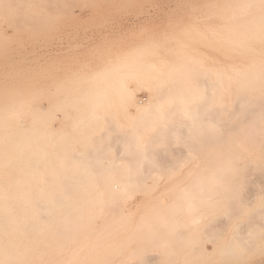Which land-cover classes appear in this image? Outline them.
I'll list each match as a JSON object with an SVG mask.
<instances>
[{"label": "rangeland", "instance_id": "obj_1", "mask_svg": "<svg viewBox=\"0 0 264 264\" xmlns=\"http://www.w3.org/2000/svg\"><path fill=\"white\" fill-rule=\"evenodd\" d=\"M9 2L10 0H0V107L2 108V110L0 108V111H4L8 115L3 119V123L12 125L16 123L20 113H24L22 114L23 116L21 115L20 117L24 119V123L22 124L23 131L27 128L25 131L26 133L24 132V136L26 137H24V142L26 146V142L30 137L29 129L31 127L27 119L32 122L36 118L34 120L36 124L34 123V125L37 126V130L40 129V131H36L38 134L36 133L37 138L35 145L31 147L32 149L35 148V150L37 144L39 145V143H42L41 145H43V142L46 141L44 131L46 133L47 129H53V132L58 133H55L56 138L58 137L57 139L60 138L59 134H61V130H66L65 132L61 131L62 134L70 133L68 135L71 136L73 132L75 133L80 132L81 129H88V134H92V139H99L98 141L106 143L104 153L94 155L95 158L92 156L94 160H96L95 163L102 160L101 162H103V164L110 167L109 164H107L110 162V158L106 157L108 155L110 157H112L111 155H121V157L117 156L119 157L116 158L117 163L125 164V166L135 165L136 163L135 166L140 169L133 167V171L140 177L142 173L144 174L143 177H147V179L142 178L140 181L143 183L145 179L146 187L143 185L144 183L141 184L139 182L140 178L138 176V183L135 187L136 189L138 188V190H134L129 195L125 194L120 197L121 199L118 198L114 202L108 199L104 200L102 204H107L106 207L101 206L98 209L95 208L92 212L93 215L99 213L97 219H90L88 217V210L85 209L84 218H81V220L77 219V224H75V227H72L74 229L70 231L72 232L71 234L62 236V239L57 242L54 239L55 236H51L50 246L51 249L55 251L49 259L51 262L48 264H113L114 262L121 263V261L127 263L129 260L143 264L145 254L155 253L160 255L158 259L161 262H158L159 264H186L188 258L184 253L187 252L188 249V247L186 248L185 242L187 236H176L173 242L172 237L165 236L168 240L163 241L170 244L169 247H172L171 245L175 246L172 248L175 252L172 251V253H179L174 257L171 255L169 258V256L167 257L166 255L167 252L165 254V251H163L167 249L165 247L167 244L161 242L162 240L155 239L157 234L159 235L156 229L159 228L160 231L163 227L167 228L165 227L166 225L169 228L170 224L168 223V219L172 220V216L174 219L178 215V220L187 222V213L184 212V209L172 215L173 212L170 214L167 208L175 201L183 202V200L179 199L177 196V190H196L199 186L195 185L196 188L195 186L192 187L191 182L193 183L194 180L195 182L200 180L203 181L208 175L214 176V173L215 180H212L214 182L217 180L215 182L217 183L215 184V194H217V196L214 195L215 199L217 198V202L215 200L212 206L208 208L207 212H210V215L207 218L204 213L206 211H202L201 223H213L214 220H218V218V221H220L222 212H228L226 209L230 203H233V206H242L240 210L241 213L238 211L235 215V212H233V215L228 216L229 218L231 217L230 220L228 217L225 218V213L224 217L221 219L229 220L226 228L228 230L223 233V236L229 237L230 239L232 230L233 232L235 231L233 227L235 222H241L242 220L246 221L248 218L246 216L252 213V210L255 211L254 209L256 208L264 207V181L262 180L263 182L259 183L261 179H264V173L262 172V167L264 166V114H262L263 116L261 115V113L264 112L260 114L259 112L257 113L259 119L257 118L254 120L250 118V122L243 121L242 123V121H239L235 123V127H232L233 131H231L230 126L229 130L231 132L227 130L228 135H226L225 139L221 136L222 126L219 125L222 117H220V120L217 114L218 108L220 111L221 107L223 108L225 104H229L227 106L229 111L235 110L232 105L235 100V93L238 92L237 86L246 80L248 72H251L254 67H258V70L262 71L264 74V24H262L264 21V0H64L60 2L58 6L53 7L52 11L48 12V16L40 9L39 5L41 3L36 4L33 0H14V2L12 0L10 3ZM247 2L249 4H247ZM240 3H245L246 5L243 4L240 6ZM19 6H32L36 11L31 14L30 20L39 21L47 16L49 24L43 27L39 32H34L30 28L17 29L15 24L18 22V18L21 14L19 15V12L15 10H13V14L15 15H8V13H11L12 8H19ZM258 30H260V33ZM200 72L203 73V75L200 74ZM239 72L243 73V75L240 74V76ZM199 74L200 79H202L200 81H203L204 78L207 81L213 82V84L215 83L213 88L208 92L209 95L212 92V107L215 108L216 112L214 113L215 124L213 125L208 123L209 120L206 111H209V105L208 101L206 103L207 97L203 98L205 93L201 92V89L196 86L199 82L197 81L199 80ZM224 81L228 85H222ZM174 83H178L179 86H174ZM231 83H234L233 86ZM253 84L255 83L252 81V85ZM79 85H84L89 88L93 85H101L102 89H98L96 92L90 89L75 90ZM29 86L34 88L28 89ZM179 87L182 89H178ZM227 87L228 90L226 89ZM262 90L264 91L263 84L256 93L259 94ZM175 94H178V96ZM183 95L184 97H181ZM60 96L66 99V102L62 105L59 104L60 106L58 105L57 107L61 109L56 107L57 111H55L56 109L52 102L55 101L56 97L57 101H61ZM135 98L143 100L144 102H149V104L146 103V107H149V110H146L149 111V113H153L155 109V112L150 115L145 111V116H141L142 118L137 117L140 115V112L136 105L133 104ZM81 99L85 100L82 101ZM89 99H93L90 101H95L96 99L101 100L103 105L100 107V110L104 111V117L101 118L98 123H92L84 127V118L81 122L77 119H80L81 115L79 114L84 112L83 110L87 106ZM24 100L27 102H24ZM79 100H81V102ZM32 102L36 106L33 104V107ZM193 102H197L196 105H199V111L201 110L206 114L201 115V111L199 112L197 108L192 107ZM14 103H16V106ZM18 103L22 104L18 105ZM49 103L50 107L47 108ZM251 104L252 101L251 103L249 102L248 106L252 107L255 103ZM205 105L207 108H205ZM45 106H47L46 108L49 109V112L48 110L46 111ZM20 107L26 110H30V108H32L31 110L35 109L36 111L33 110V115H36L35 112L38 111L37 115L35 117L32 115L33 119L29 116V113H32V111L30 112L27 110L25 112L23 109L22 112ZM151 109L152 111H150ZM160 109L166 110L167 112L170 109L172 111L173 109L176 112L178 111V116L175 112L176 118L172 117L175 120L169 119L170 121L172 120L171 123L168 120L167 124L165 123L166 120H164V125L161 123L162 127H160H164V129H166L165 132L169 130L172 132V127H170L169 124L174 126L175 122V124L181 126L176 125L182 130V132H180V130L174 126L175 129L173 128L172 133L174 134L176 133L174 131L178 130L181 134L177 131L176 134H172L173 138H171L165 137L171 135L169 132L168 134L164 133L163 140L165 139V144L163 143L164 141L161 140L164 144V149L168 151L167 154L170 152L168 155H163L167 157L170 156L168 157L170 162L167 161L168 159L166 157L162 156L159 160L158 154H153V156L155 155L153 161L149 158L147 160L145 159V154L147 153L148 155V151L146 150L147 152L144 155H141L142 153L140 151V147L142 148L145 146L146 140L152 138L153 126H157V122H155L156 120L154 118L163 119L162 117L165 116L164 119H167V117L170 116L169 114H171L169 112V114L156 113ZM227 111L226 117L232 114V111L228 114ZM43 112H47V116L46 114L44 115ZM26 114L28 115L26 116ZM88 114L86 110L84 117L87 118ZM173 114L174 111L171 116ZM197 114L200 115L198 116ZM221 114L222 113H220V115ZM43 115L44 117L41 118ZM152 116L154 117L152 118ZM173 116L175 117V115ZM197 116L199 119L202 117L205 119H202L204 124ZM44 120L48 121L45 122ZM38 122L40 124H38ZM43 122L46 124H42ZM257 123L259 125H257ZM200 124H202V126ZM209 124H211V126ZM165 125H167V127ZM190 125L191 129L193 126L192 130L195 133L189 130ZM203 125L205 128H203ZM261 125L263 127L262 129L259 128ZM43 126L47 128H45L46 130L44 129V131H42L44 128ZM186 126L189 127L187 128ZM62 127L63 129H61ZM71 127H74L73 130L75 131L71 130ZM184 128L185 130L183 132ZM208 128H213L215 130L210 131L211 129L208 130ZM90 129L94 131V134ZM126 130L133 132V135L128 137L129 133ZM112 131L114 135L116 133L117 136L120 133H123L125 136V133H127V136H125L126 139H123L133 141L132 149L137 152H133L132 158L135 159V157L137 158V156L141 155L139 156L140 159L139 157L137 158L139 162L136 161L134 164H130L135 160L132 158L129 159L130 161L128 159L126 160V157L124 158L123 156L127 155L122 154L118 149L120 145H111L114 144V141L117 142L123 135L122 134L120 137L114 136L113 133H111ZM187 131L191 134H187ZM249 131L254 134H250ZM118 132L120 133L118 134ZM109 134L111 135L109 136ZM179 134L182 135V137L178 136ZM209 134L211 136H209ZM188 135L191 136L189 137ZM99 136L102 139H100ZM111 136L114 139L117 138L114 140ZM159 136L160 138L155 136L154 139L159 138V141L161 135ZM212 136L215 137L212 138ZM174 137L176 139H180L181 137V139H177L176 141ZM207 139H209V141ZM156 141L154 140V143H156ZM73 142L77 150L82 153L85 151L86 145L82 143V140L78 141L75 138ZM137 142H140L139 144L141 146ZM203 142L206 143L204 144ZM118 143H120V141ZM25 146L24 148H26ZM44 146H46L48 152L52 155L54 146L51 143L48 145L45 144ZM104 147L105 145L102 146V148ZM152 147H154L152 148L153 150H156L155 145ZM102 148L101 150L103 152ZM160 148L163 149V147ZM173 148L177 149L179 152L177 153V150L174 152ZM106 149L110 151H108V155L106 154ZM14 151H16V149H14ZM156 151H158V149ZM136 153L137 155H134ZM103 154H106V156ZM11 155L8 153L7 156ZM100 155H102L101 158H104H99ZM92 157L88 160V164L90 165V169L92 171L94 170V174H98L96 176L97 180L100 177L101 179L104 178L102 179V181H104L106 179L105 177L108 175L117 177L116 173L120 175L118 173H121V171L119 172L117 168L110 167V169H108L106 166L105 170L103 166L101 167V162L98 163V165L100 164V168L96 165L97 163L94 165ZM164 158L166 159V163L163 161ZM225 160L226 162H224ZM90 161L93 164H91ZM83 162L87 163L86 159H83ZM1 163V165H4L6 162L1 161ZM163 163L167 164V167ZM41 164H39V170L40 174H43L44 172L43 169H41ZM138 165H141V167ZM163 165L165 167H162ZM223 165H226L227 169ZM94 166L97 167H95L97 170L94 169ZM142 166L147 167L143 170ZM260 168H262V171ZM9 169L10 168L7 169L8 171L6 169L1 171L0 169V172L13 174L14 172L20 173L23 171ZM220 169L223 170L220 172ZM27 170L28 171H26L25 168L22 173L30 172V169ZM216 171L220 173L217 174ZM104 173L106 176H102ZM221 174H223V178ZM137 175L135 174V176ZM54 177L51 179L53 182L56 181ZM216 177L220 180L224 179L226 182L223 192L220 189L221 186H219L222 181L220 182ZM43 178L44 177L41 179L40 177L42 180L41 187L43 186L41 189L45 190L46 187L43 185L45 178ZM15 179L23 180V178ZM86 179L88 180V177H85V180ZM101 179L99 180L101 181ZM134 179L136 180V177ZM0 180L9 182L13 180V177L11 178V176L6 175L0 177ZM47 180L49 182L51 181L49 175ZM139 183L141 184L140 187L142 186L144 188L140 189V187H138ZM223 183L221 185H224ZM259 186H261L262 189H260ZM96 189H98V187ZM217 191L219 192L217 193ZM231 193H233V195ZM224 194H226V198ZM202 195L203 194H200L201 197H199V195L196 197L202 198ZM248 197H250V199ZM240 198L243 204H240ZM245 199L252 201L249 202ZM244 200L248 203H245ZM163 202L168 207H166ZM87 205H89V203ZM169 208L172 210V207ZM261 211L263 212L264 208ZM261 211H258V213ZM153 213L155 216H160V218L165 216L163 219H165L168 224L164 225L163 223H165V221L163 223L161 222L162 225L160 228V225H157L160 221L157 223L154 222L155 219L157 221V219L159 220L160 218H157V216L155 218ZM237 213H239V215ZM230 214H232V212ZM147 217H149L150 221L147 219L149 222L145 224L142 219H146ZM260 218L264 220V215L263 217L260 215ZM216 221L214 223H216ZM150 222L152 225H148ZM263 224L260 223V226ZM183 225L184 224H182V227L180 226L179 229H183ZM139 226L141 229L143 228L142 226L148 229H151L153 226L152 230L156 231H154L155 233L148 232V229L145 227V229L143 228L140 230ZM149 226L151 227L149 228ZM154 226H156V228ZM260 226H258V228ZM111 227L117 231L110 233L108 230L111 229ZM136 227L139 228V233ZM68 228L71 229V226ZM132 230H134V232L131 233ZM146 231L147 235L145 233ZM148 233L154 234L150 237ZM181 233H183V230ZM202 234L201 236L198 235V233L195 234L197 238H195L194 241H196L194 244L192 242L194 246L196 245L194 259L192 262L188 261L187 264H256L261 261L264 262V238L259 239L254 248L252 247L248 250L240 249V251L233 253V255L232 251H229L231 254L229 255L228 253V255L224 257L218 250L212 251L215 245H220L221 241L217 240H221V236L213 232H211L209 236L208 233ZM129 235H132L131 238H129L131 241H126L127 239H125V237ZM142 235H144L146 239ZM65 238L67 239L64 240ZM152 238H154V240H152ZM181 239L183 243H181ZM123 241L128 242L127 245L126 242ZM149 246L151 249H149ZM204 247L211 250L210 255H204L202 252ZM129 248L132 251H130ZM138 250H145L147 253L144 251L139 252ZM134 251L135 254H133ZM130 252L132 253L130 254ZM137 253H139V255ZM140 255L142 256L140 257ZM142 258L143 260H141ZM45 259L46 258H43L42 260L45 261ZM135 259L138 262H136Z\"/></svg>", "mask_w": 264, "mask_h": 264}, {"label": "bare ground", "instance_id": "obj_2", "mask_svg": "<svg viewBox=\"0 0 264 264\" xmlns=\"http://www.w3.org/2000/svg\"><path fill=\"white\" fill-rule=\"evenodd\" d=\"M9 1V0H8ZM12 0H10V2H11ZM34 2H36V4H38V3H41L39 6H40V9L45 13V15H47L48 16V12H50V11H52V9H53V7H55V6H58V4L60 3V2H62V1H64V0H33ZM38 1H40V2H38ZM9 2V3H10ZM13 2H14V0H13ZM32 4H33V2H32ZM243 4H245V3H243ZM243 4H239L240 6L241 5H243ZM247 4H249L248 2H247ZM8 5V4H7ZM246 5V4H245ZM249 6V5H248ZM58 8V7H57ZM253 8V7H252ZM5 9L7 10V8L5 7ZM10 10V9H9ZM13 10H15V11H18L19 12V15L21 14V16L18 18V22L15 24V27L17 28V29H26V28H30V29H32V31H34V32H39L41 29H43V27H45V26H47L48 24H49V19H48V17L47 16H45V17H43V19L42 20H39V21H31L30 20V16H31V14L33 13V12H35L36 10L32 7V6H28V7H20L19 6V8H12V10H11V13L9 12L8 13V15L9 14H13ZM246 10V9H245ZM8 11V10H7ZM56 12V11H55ZM236 12V11H235ZM243 12V11H242ZM234 14V13H233ZM13 15H15V14H13ZM232 15V14H231ZM18 16V15H17ZM264 16V15H263ZM262 16V17H263ZM239 17V16H238ZM258 17V16H257ZM237 18V17H236ZM251 19V18H250ZM262 19V18H261ZM34 20V19H33ZM1 21V20H0ZM251 22V21H250ZM253 22V21H252ZM241 23V22H240ZM253 23H255V22H253ZM262 23V22H261ZM252 24V23H251ZM262 24H264V21H263V23ZM236 25H237V23H236ZM255 25V24H254ZM253 25V26H254ZM258 26V25H257ZM263 26V25H262ZM255 27V26H254ZM259 27V26H258ZM257 27V28H258ZM252 28V27H251ZM256 28V27H255ZM260 28V27H259ZM258 28V29H259ZM247 29V28H246ZM254 29V28H253ZM264 30V29H263ZM258 32L260 33V30H258ZM258 65V64H257ZM251 66V65H250ZM264 67V66H263ZM260 68H261V66H260ZM228 69V68H227ZM189 71V70H188ZM185 72H186V70H185ZM187 73V72H186ZM191 73V72H190ZM194 74V73H193ZM200 74H202L203 75V73H201L200 72ZM200 74L198 75V77H199V80H197V81H199L198 82V85H196V86H198L200 89H201V92H203V93H205V96H203V98H205V97H207V100H206V103H207V101H208V105H209V111L207 110L206 112H207V116H208V120H209V122L208 123H211L212 125L213 124H215V114L214 113H216L215 112V108H213L212 107V101H211V93H210V95H209V91L213 88V85L215 84H213V82H210L209 80L207 81L206 79H204L203 78V81H200V80H202V79H200ZM238 74V73H237ZM240 74H242L243 75V73H241V72H239V75ZM195 75V74H194ZM197 75V74H196ZM241 76V75H240ZM247 76V78H246V80L244 81V82H242V83H240L239 84V86H237L238 87V92H236L235 93V100H234V102H235V105H234V102H233V105H232V107H234L235 108V110L234 111H232V110H228V105H226L225 103V105H223V108L221 107V109H220V111H219V108H218V116H219V119H220V117H222V120L219 122V125H221L222 127V138L223 139H225V137H226V135H228V131H230L229 130V128H230V126H231V131H233L232 129V127H235L234 125H236L235 123H237V122H241L242 121V123H243V121H249L250 122V118L252 119H257L259 116H258V112H259V114L261 113V112H264V91L262 90V91H260L259 92V94L258 93H256V91H258V89L260 88V86L263 84L264 85V74H263V72L262 71H260V70H258V67H254L253 69H252V71L251 72H248V74L246 75ZM197 77V78H198ZM235 77V76H234ZM238 77V76H237ZM105 78V77H104ZM195 78V77H194ZM205 78H207V77H205ZM99 79V78H98ZM182 79V78H181ZM222 81H223V78H222ZM252 81L255 83V84H253L252 85ZM195 82V81H194ZM236 83V82H235ZM172 84V83H171ZM232 84V83H231ZM234 84V83H233ZM233 84H232V86H233ZM174 86H179V84L178 83H174L173 84ZM222 85H228L225 81H224V83L222 84ZM231 86V87H232ZM234 87H235V85H234ZM34 87H32V86H29L28 87V89H33ZM197 88V87H196ZM80 89H90V90H92V91H95L96 92V90H98V89H102V86L101 85H93V86H91V88H89V87H87V86H84V85H79V87H76L75 88V90H80ZM178 89H182L181 87H179ZM227 90H228V87L226 88ZM38 90V89H37ZM170 92V91H169ZM224 92H225V90H224ZM206 93H208V94H206ZM226 94H227V91H226ZM261 94V95H260ZM176 95V94H175ZM204 95V94H203ZM207 95V96H206ZM222 95V94H221ZM40 96V95H39ZM47 96V95H46ZM62 96V95H61ZM61 96H60V98H61ZM176 96H178V94L176 95ZM226 96V95H225ZM228 96V95H227ZM19 97V96H18ZM49 97V96H48ZM63 97H65V96H63ZM181 97H184V95L183 96H181ZM232 97H233V95H232ZM20 98V97H19ZM38 98V97H37ZM57 98V97H56ZM56 98H55V101H53L52 103H53V106H54V108L56 109L55 111H57V106L60 104V105H62V104H65V102H66V99H64V98H61V101L59 100V101H57L56 100ZM59 98V99H60ZM194 99V98H193ZM16 100V99H15ZM82 100V99H81ZM81 100H79L80 102H81ZM85 99H83L82 101H84ZM90 100H93V99H89V101H88V103H87V106L85 107V109L83 110L84 112L82 113L81 112V114H79V115H81L80 116V119H77V120H79L80 122L83 120V118H84V124H85V126L84 127H86L87 125H89V124H92V123H98V121H100V119L101 118H103L104 117V114H103V112L104 111H102V110H100V107H102V102H101V100H99V99H96L95 101H90ZM29 101H30V99H29ZM39 101V100H38ZM202 101H204V100H202ZM201 101V102H202ZM251 101H252V104L253 103H255L254 104V106L252 105V107L251 106H248V104H249V102L251 103ZM24 102H27V101H25L24 100ZM34 102V101H33ZM32 102V105L34 104ZM29 103H31V102H29ZM36 103V102H35ZM51 103V102H50ZM50 103H49V105H47V106H45V108L47 107V108H49L50 107ZM146 103H148L149 104V102H144L143 100H139V99H137V98H135V100L133 101V104L134 105H136V107H137V109L139 110V116H137V117H140V118H142L143 117V115L145 116V111H146V113H148V114H153L154 112H155V109L153 110V113H149V111H147V110H149V107L147 108L146 107ZM176 103V102H175ZM196 103L197 102H193V105H192V107H194V108H197L198 109V107H199V105H196ZM202 103H205V102H202ZM247 103V104H246ZM16 103H14V105H15ZM20 103H18V105H19ZM22 104V103H21ZM20 104V105H21ZM147 104V105H148ZM174 104V103H173ZM25 105V104H24ZM30 105V104H29ZM35 105V104H34ZM34 105H33V107H34ZM42 105V104H41ZM59 105V106H60ZM175 105V104H174ZM173 105V106H174ZM202 105H204V104H202ZM207 105V104H206ZM206 105H205V108H207L206 107ZM214 105V104H213ZM16 106V105H15ZM36 106V105H35ZM52 106V105H51ZM76 106V105H75ZM153 106V105H152ZM22 107V106H21ZM21 107H20V109H21ZM29 107V106H28ZM32 107V106H31ZM57 107V108H56ZM151 107V106H150ZM172 107V106H171ZM1 108V107H0ZM7 108V107H6ZM25 108H27V107H25ZM44 108V107H43ZM43 108H41V109H43ZM46 108V111L48 110V112H49V109H47ZM152 108V107H151ZM233 108V109H234ZM17 109H18V107H17ZM23 109L24 108H22L21 109V111L23 112ZM32 108H30V110H28V111H32V113H29V116H31L32 118H33V116L35 117L36 115H37V112H35L36 113V115L34 114L33 115V110H35V109H33V110H31ZM40 109V110H41ZM58 109H61V108H58ZM147 109V110H146ZM178 109H179V107H178ZM201 109V108H200ZM214 109V110H213ZM1 110H2V108H1ZM5 110V109H4ZM19 110V109H18ZM25 110V112L27 111L26 109H24ZM38 110H39V108H38ZM86 110H87V112L89 113L88 115H87V118H85L84 116H85V113H86ZM228 110V111H227ZM6 111V110H5ZM36 111V110H35ZM45 111V110H44ZM51 111V110H50ZM150 111H152V109L150 110ZM174 111V114L173 115H175V117L172 115L171 116V114H172V112ZM173 111L170 109V110H168V112L169 113H171V114H169L166 110H158V112H156V113H160V114H169L168 116L169 117H167V119H164V117L165 116H161L163 119H160V118H158V119H156V118H154L156 121L155 122H157L156 123V125L157 126H153V130H152V135L151 134H149V135H151V137L152 138H150V139H148V140H146V139H144V140H146V144H145V146L144 147H140V151H141V155H144L147 151H148V155H147V153L145 154V156H146V158L145 159H147L148 160V158L150 159V160H152L153 161V159H154V156H153V154H158V157H159V160H160V157L162 156V157H166L167 159H168V157H170V156H165V155H163V154H167V152L168 151H166L165 149H164V144H165V139L163 140V135H164V133H167L168 134V132H169V134H171V135H167V136H165V137H171V138H173L172 137V132H173V128H174V126L175 127H177L176 125H178V124H175L174 123V126H171V124H169L170 125V127H172L171 128V131L172 132H170V130L168 131V132H165L166 131V129H164V127L163 128H161L162 126H161V123L163 124L164 123V120H166L165 121V123L167 124V122L168 121H170L169 119H173V118H176V114L178 113V111L176 112L174 109H173ZM192 111V110H191ZM197 111H199V109L197 110ZM201 111V110H200ZM199 111V112H200ZM226 111H227V114L229 113V112H231L232 111V114H230V115H228V117H226L225 115H226ZM1 112V111H0ZM40 112H42V111H40ZM39 112V113H40ZM175 112H176V114H175ZM202 113H200L201 115H205L204 113H203V111H201ZM13 113V112H12ZM11 113V114H12ZM16 113V112H15ZM44 113V112H43ZM42 113V114H43ZM47 112H45L44 113V115L46 114ZM194 113H195V111H194ZM220 113H222L221 115H220ZM235 113V114H234ZM256 113V114H255ZM22 114H24V113H22ZM21 113H20V116L22 115ZM199 114V115H200ZM254 114V115H253ZM262 114H264V113H261V115ZM6 115H7V113L6 112H1L0 113V163H1V161H3V162H6L4 165H1L0 164V169H1V171L2 170H4V169H8V168H10V169H18V170H23L24 171V169L26 168V171H28L27 169H30V172H26V173H22V172H18V173H13V174H6V173H2V172H0V177H2V176H6V175H8V176H11V178L13 177V180L12 181H9V182H7V181H2V180H0V264H48V263H50L51 261H49V259L51 258V255L54 253V251L51 249V244H50V241H51V236H55V240H56V242L57 241H59V240H61L62 238V236H67V235H69V234H71L72 232H70L72 229H74V228H72V227H75V224H77V219H80L81 220V218H84V211H85V209H87L88 210V217L91 219H97V217H99V213H96L95 215H93L92 214V212H93V210H95V208H99V207H101V206H104V207H106V205H104V204H102V202H104V200H106V199H108V200H110V201H116L118 198H120V197H122L123 195H125V194H130V193H132L134 190H138V188L136 189L135 187H136V185H137V183H138V180H137V177L139 176V175H137V173L135 172V171H133V167H137V166H135L136 165V161L137 162H139L138 160H137V158L139 157V156H141V155H139V156H137V158L135 157V159H133L132 158V154H133V152L135 151L134 149H132L133 148V146H132V144H133V141H130L129 139L128 140H124L123 138H125L126 139V137L125 136H127L126 134L127 133H125V136H124V134L122 135L120 132H118V136H117V134L115 133V135H114V133H113V131H115V130H113L111 133H113V135L114 136H117V137H120L121 135V137H122V139H121V137L119 138V140L116 142V141H114L113 143L114 144H111V145H115V144H117V145H120V147L118 148L119 149V151H121L122 152V154H125V155H127V156H123L126 160L128 159H130V158H132L133 160H135L134 162H132V163H130V164H134L135 163V165H128V166H125V164H122V163H117L116 162V158H119V157H121V155H117V156H119V157H117L116 155V157L115 156H113V155H111L112 157H110L109 155H108V151H109V149H106L107 150V152H106V154L108 155L106 158H110V162H112V163H107V164H109V166L110 167H113V168H117V170H119V172L121 171V173H118V174H120V175H117V173H116V176L117 177H114V176H106L105 175V173L104 174H102V176L103 175H105L104 177L106 178L104 181H102V179H104V178H98V180L96 179V176L98 175L96 172V174H94V170L92 171L91 169H90V165L88 164L89 162H88V160H90L91 159V157L92 156H94V155H99V154H101V153H104V149L106 148V143H102L101 141H98V140H95L94 138L92 139V134L90 135V134H88L89 133V130L87 129V130H85V129H81V131L80 132H71L72 134H71V136H69L68 134H70V133H63L62 134V132L61 131H63V130H61L60 131V133L61 134H59L60 135V138L59 139H57L56 138V136H55V133L56 132H53L54 130L53 129H47L46 127H44L43 128V130L42 131H44V129L46 130V133H45V131H44V137H45V140H42V141H45V142H43L44 144L43 145H41L40 143H39V145L37 144L36 145V150H35V148L34 149H32L31 147H33V145H35V141H36V138H37V135H36V131H40V129H38L37 130V126H35L34 125V120L36 119H34L32 122L29 120V119H27V121H29V123L31 124V127H30V129H29V131H30V137L28 138V141L26 142V146H25V142H24V132L27 130V128H26V130H24L23 131V123H24V119L22 118V117H20V116H18V118H17V120H16V123H13L12 125L10 124V125H6V123H3V119L6 117ZM28 114H26V116H27ZM33 115V116H32ZM40 115V114H39ZM44 115L41 117V118H43L44 117ZM198 115V114H197ZM198 115V116H199ZM8 116V115H7ZM23 116V115H22ZM41 116V115H40ZM46 116H47V114H46ZM142 116V117H141ZM177 116H178V114H177ZM193 116H196V115H193ZM197 116V117H198ZM263 116V115H262ZM25 117V116H24ZM106 117V116H105ZM151 117V116H150ZM154 116H152V118H153ZM171 117V118H170ZM173 117V118H172ZM201 117V116H200ZM206 117V116H205ZM204 117V118H205ZM8 118V117H7ZM39 118V117H38ZM41 118H40V120H41ZM47 118V117H46ZM110 118V117H109ZM149 118V117H148ZM180 118V117H179ZM11 119V118H10ZM139 119V118H138ZM190 119V118H189ZM198 119H199V117H198ZM202 119H203V117L202 118H200L199 120L200 121H202ZM207 119V118H206ZM259 119V118H258ZM263 119V118H262ZM6 120V119H5ZM76 120V121H77ZM109 120V119H108ZM137 120V119H136ZM140 120V119H139ZM146 120V119H145ZM168 120V121H167ZM173 120H175V119H173ZM177 120V119H176ZM179 120V119H178ZM181 120V119H180ZM191 120V119H190ZM193 120H194V117H193ZM203 120H205V119H203ZM253 120V121H254ZM37 121H38V119H37ZM45 121V120H44ZM46 121H48V120H46ZM45 121V122H46ZM135 121V120H134ZM172 121V120H171ZM171 121H170V123H171ZM196 121V120H195ZM257 121V120H256ZM264 121V120H263ZM2 122V123H1ZM6 122V121H5ZM45 122H43L42 124H44ZM143 122H145V121H143ZM180 122V121H179ZM182 122V121H181ZM186 122V121H185ZM203 122V121H202ZM261 122V121H260ZM71 123H72V121H71ZM208 123H206V124H208ZM247 123V122H246ZM255 123V122H254ZM36 124V123H35ZM38 124H40L39 122H38ZM46 124V123H45ZM44 124V125H45ZM108 124V123H107ZM134 124H135V122H134ZM143 124V123H142ZM185 124H187V123H185ZM203 124H204V122H203ZM205 124V125H206ZM211 124H209L210 126H211ZM264 124V123H263ZM262 124V125H263ZM74 125V124H73ZM72 125V126H73ZM164 125V124H163ZM182 125V124H181ZM188 125V124H187ZM201 126H202V124H200ZM257 125H259L258 123H257ZM256 125V126H257ZM262 125L259 127V128H263L262 127ZM76 126V125H75ZM110 126V125H109ZM113 126V125H112ZM133 126V125H132ZM138 126V125H137ZM161 126V127H160ZM166 127H167V125H165ZM178 126H180V125H178ZM183 126V125H182ZM185 126V125H184ZM204 126V125H203ZM251 126H252V124H251ZM251 126H250V128H251ZM89 127V126H88ZM108 127V126H107ZM181 127V126H180ZM187 128L189 127V126H186ZM185 127V128H186ZM195 127V126H194ZM209 127V126H208ZM22 128V129H21ZM42 128V127H41ZM49 128V127H48ZM72 128V127H71ZM71 128H69V129H71ZM110 128V127H109ZM133 128V127H132ZM185 128L183 129V132H184V130H185ZM203 128H205V126L203 127ZM213 128H215V127H213ZM211 129V128H208V130L209 129H211L210 131H213V130H215V129ZM61 129H63V127L61 128ZM74 129V127L71 129V130H73ZM175 129V128H174ZM177 129H179V127H177ZM182 129V128H181ZM192 129H193V126H192ZM191 129V125H190V131H193ZM196 129H197V127H196ZM78 130V129H77ZM180 130V129H179ZM195 130V129H194ZM207 130V131H208ZM228 130V131H227ZM66 131V130H65ZM65 131H63V132H65ZM69 131V130H68ZM73 131H75V130H73ZM90 131L91 132H93V134H94V131L93 130H91L90 129ZM121 131V130H120ZM126 131H128V130H126ZM125 131V132H126ZM132 131H134V130H132ZM139 131V130H138ZM178 131V130H177ZM177 131H174V132H176L177 133ZM230 131V132H231ZM251 131H252V128H251ZM256 131V130H255ZM58 132H59V130H58ZM104 132V131H103ZM179 132V131H178ZM180 132H182V130H180ZM179 132V133H180ZM186 132V131H185ZM194 132V131H193ZM201 132H203V131H201ZM229 132V133H230ZM26 133V132H25ZM27 133H29V132H27ZM42 133V132H41ZM128 133H129V135H128V137L129 136H132L133 135V132H130V130L128 131ZM176 133H174V134H176ZM195 133V132H194ZM194 133H192V134H194ZM204 133V132H203ZM202 133V134H203ZM209 133V132H208ZM249 133H250V131H249ZM253 133V132H252ZM252 133H250V134H252ZM262 133V132H261ZM38 134V133H37ZM56 134H58V133H56ZM101 134H103V133H101ZM173 134V135H174ZM181 134V133H180ZM178 135V136H181L182 137V135ZM187 134H191L190 132L188 133V131H187ZM196 134H197V131H196ZM199 134H201V133H199ZM207 134V133H206ZM254 134V133H253ZM27 135V134H26ZM59 135H57V136H59ZM111 134H109V136H110ZM156 137H159L160 138V136L159 135H161V139L158 141V139H154V137L155 136ZM166 135V134H165ZM248 135V134H247ZM257 135V134H256ZM183 136H184V134H183ZM189 136V135H188ZM191 136V135H190ZM189 136V137H190ZM195 136V135H194ZM200 136V135H199ZM209 136H211L210 134H209ZM248 136H250V135H248ZM254 136V135H253ZM252 136V137H253ZM50 137H51V139H50ZM95 137V136H94ZM100 137V136H99ZM112 137V136H111ZM116 137V138H117ZM177 137V136H176ZM181 137H180V139H181ZM185 137V136H184ZM187 137V136H186ZM197 137V136H196ZM203 137H204V135H203ZM213 137H215V136H212V138ZM246 137V136H245ZM26 138V137H25ZM77 139L78 141H80V140H82V143L84 144V145H86V149H85V151L82 153L81 151H79V150H77L75 147H74V142H73V139ZM113 138V137H112ZM115 138V139H116ZM175 138V137H174ZM39 139V138H38ZM41 139V138H40ZM100 139H102L101 137H100ZM114 139V138H113ZM114 139V140H115ZM176 139V138H175ZM177 139H179V138H177ZM177 139H176V141H177ZM179 139V140H180ZM184 139V138H183ZM189 139V138H188ZM198 139H200V138H198ZM197 139V140H198ZM222 139V140H223ZM249 139V138H248ZM50 140V141H49ZM122 140V141H121ZM154 140L156 141V143H154ZM161 140H163L164 142V144L162 143V141ZM190 140V139H189ZM208 141H209V139H207ZM26 141V140H25ZM120 141V143H118ZM174 141V140H173ZM182 141V140H181ZM184 141V140H183ZM191 141V140H190ZM212 141V140H211ZM246 141V140H245ZM250 141V140H249ZM104 142V141H103ZM116 142V143H115ZM187 142V141H186ZM185 142V143H186ZM201 142V141H200ZM225 142V141H224ZM244 142V141H243ZM253 142V141H252ZM49 143H51L54 147V149H53V153H52V155L50 154V152H48V149L46 148V146H44L45 144L46 145H48ZM81 143V142H80ZM112 143V142H111ZM138 143V142H137ZM140 143V142H139ZM138 143V144H139ZM145 143V142H144ZM204 143V142H203ZM206 143V142H205ZM204 143V144H205ZM209 143V142H208ZM250 143V142H249ZM107 144H108V140H107ZM194 144V143H193ZM221 144V143H220ZM105 145V147L104 148H102V146H104ZM140 145V144H139ZM156 146V150L158 149V151H156L155 149L153 150L152 148H154V147H152V146ZM159 145H160V147H163V149L162 148H160L159 147ZM162 145V146H161ZM197 145V144H196ZM199 145V144H198ZM202 145V144H201ZM24 146L26 147V148H24ZM122 146V147H121ZM132 146V147H131ZM141 146V145H140ZM203 146V145H202ZM201 146V147H202ZM224 146V145H223ZM112 147V146H111ZM101 148L103 149V152H102V150H101ZM107 148H108V145H107ZM136 148V147H135ZM160 148V149H159ZM168 148V147H167ZM175 148V147H174ZM173 148V149H174ZM177 148V147H176ZM182 148V147H181ZM14 149H16V151H14ZM118 149H116V150H118ZM121 149V150H120ZM192 149V148H191ZM198 149V148H197ZM10 150H11V152H10ZM84 150V149H83ZM136 150H137V148H136ZM139 150V149H138ZM147 150V151H146ZM169 150V149H168ZM175 150H177V149H174V152H176ZM193 150V149H192ZM225 150V149H224ZM263 150V149H262ZM166 151V152H165ZM173 151V150H172ZM172 151H171V153H172ZM264 151V150H263ZM13 152V153H12ZM36 152V153H35ZM110 152V151H109ZM135 152H137V151H135ZM134 152V153H135ZM139 152V151H138ZM155 152V153H154ZM157 152V153H156ZM179 151L177 150V153H178ZM181 152V151H180ZM239 152V151H238ZM8 153L11 155V156H7L8 155ZM118 153V152H117ZM116 153V154H117ZM120 153V152H119ZM170 153V152H169ZM168 153V154H169ZM106 154H103L104 156H106ZM167 154V155H168ZM134 155H137V153L136 154H134ZM175 155V154H174ZM101 156L102 155H100V157L99 158H101ZM129 156V157H128ZM131 156V157H130ZM144 156V157H145ZM152 156V157H151ZM93 158V157H92ZM94 158H95V156H94ZM94 158H93V160H94ZM102 158H104V157H102ZM101 158V159H102ZM123 158V159H124ZM83 159H86V162L87 163H85V162H83ZM98 159V158H97ZM101 159H99V160H101ZM139 159H140V157H139ZM171 159V158H170ZM175 159V158H174ZM226 159V158H225ZM109 160V159H108ZM146 160V161H147ZM157 160V159H156ZM166 159L164 158V160L163 161H165ZM216 160V159H215ZM264 160V159H263ZM95 161L96 160H94L93 161V163H94V165L97 163H95ZM98 161V160H97ZM102 161V160H101ZM100 161V162H101ZM120 161V160H119ZM130 161V160H129ZM146 161H144V162H146ZM162 161V162H163ZM167 161H169V159L167 160ZM171 161H173V160H171ZM100 162H98V163H100ZM170 162V161H169ZM168 162V163H169ZM216 162V161H215ZM224 162H226V160L224 161ZM223 162V163H224ZM42 163V164H41ZM90 163L91 164H93L91 161H90ZM98 163L96 164L97 166H99V168H100V164H102L101 165V167L103 166L104 168L107 166L108 167V165H105V164H103V162H101L99 165H98ZM165 163H166V161H165ZM216 163H218V162H216ZM227 163H228V161H227ZM227 163H225V164H227ZM39 164H41L42 165V168L41 169H43V174L41 173L40 174V170H39V167H40V165ZM111 164V165H110ZM150 164V163H149ZM153 164V163H152ZM164 164V163H163ZM215 164V163H214ZM222 164V163H221ZM230 164V163H229ZM164 165H166V167H167V164H164ZM162 166V167H165V166ZM231 165L233 166V164L231 163ZM92 166V165H91ZM139 166V165H138ZM215 166H216V164H215ZM224 166V165H223ZM96 166H94V169H96L95 168ZM110 167H108V169H110ZM139 167H141V165L139 166ZM147 166H142V168H143V170L146 168ZM155 167H156V165H155ZM158 167V166H157ZM220 167V166H219ZM225 168H226V165L224 166ZM138 168V167H137ZM159 168V167H158ZM224 168V169H225ZM231 168V167H230ZM263 168V171L261 170ZM262 168H260V170L264 173V166L262 167ZM9 169V170H10ZM138 169H140V168H138ZM151 169V168H150ZM167 169V168H166ZM227 169V168H226ZM229 169V168H228ZM38 170V171H37ZM97 170V169H96ZM95 170V171H96ZM105 170H106V168H105ZM147 170V169H146ZM149 170V169H148ZM153 170H154V167H153ZM221 170H223V169H220V172H221ZM8 171V170H7ZM17 171V170H16ZM51 171V172H50ZM53 171V172H52ZM137 171V170H136ZM49 172H50V174H49ZM143 172V171H142ZM145 172V171H144ZM220 172H218L217 173V171H216V173L217 174H219ZM259 172V171H258ZM262 172H261V175H262ZM51 173H52V175H54V176H52L51 175ZM54 173V174H53ZM137 175V176H135V174ZM224 173H226V172H224ZM101 174V173H100ZM99 174V175H100ZM139 174H140V172H139ZM143 174V173H142ZM141 174V177L139 176V182L142 180V178H146L147 179V177H143L144 176V174L142 175ZM260 174V173H259ZM48 175H49V179L51 180L52 179V177H54L55 179L54 180H56V181H54L53 182V180H51L50 182L47 180L48 179ZM51 175V176H50ZM223 174H221V176H222ZM225 175V174H224ZM264 175V174H263ZM262 175V176H263ZM214 176H215V173H214ZM214 176H211V175H208L207 177H206V179L204 180L203 179V181H196L195 182V180H194V182L192 183L191 182V185H192V187L193 186H199L198 188H196V186H195V188H196V190L195 189H193V190H181V191H178L177 190V192H176V194H177V196L179 197V199H182L183 200V202L182 201H175V202H173L171 205H169V207H172V210L168 207V206H166L165 205V203H164V205L166 206V207H168L167 208V210L169 209V211H170V214L172 213V215L173 214H177L178 213V211H181L182 209H184L185 211L184 212H186L187 213V222H185V221H180V220H178V215L173 219V216L172 215H169V216H172V220H170V219H168V223L170 224V227L168 228V226L166 225V224H168L167 223V221L165 220V219H163V218H165V216H163V218H160V216H157V218L159 217L160 219L158 220L157 219V221H156V219H155V221L154 222H158V221H160V223H157V225L159 224L160 225V228H161V225H162V223L165 221V223H163L164 225H166L165 227H167V228H164L163 226V228H161V230L159 231V228L158 229H156V230H158L157 232H159V235L157 234V232H156V234H157V236L155 237V239L157 238V239H159L161 242H164V241H167L168 240V238L166 239L165 238V236H169V237H172V242L174 241L173 239H175L176 238V236H178V237H181L182 235H185V236H187L186 237V248L188 247V249H187V252H185L184 254L187 256V258H188V261L189 262H192V260L194 259V252H195V246L193 245L194 244V242L196 241H194V239L195 238H197V237H195L196 235V233H198V235H203L202 233H208V236H209V234L211 233V232H213L214 234H219V236H221V240H217V241H221L220 242V245H215L214 246V249L212 250V251H215V250H218L219 252H220V254H222V255H224V257L226 256V255H228V253H229V251H232V255H233V253H236L237 251H240V249L241 250H243V249H245V250H248V249H251L252 247L254 248V246L256 245V242L259 240V239H261V238H264V224H263V222H264V220H263V218H260V215L263 217V213H264V211L262 212L261 210L264 208H256V209H254L255 211H253L252 210V213H250L248 216H246V217H248L247 219H246V221L244 220H242L241 222H235L234 223V232H233V230H232V233H231V235H230V239H229V237H225V236H223L224 234L223 233H225L228 229H226L227 228V223H228V221L230 220V218L228 217L229 215L231 216V215H233V212H235L234 214L236 215V212H240L241 213V207H239V206H233L231 203H230V205L228 204V208L226 209V210H228V212L226 211V212H224L225 213V218H227L228 217V219H226V220H221L223 217H224V213L222 212V214H221V216H222V218H220V221H218L219 220V218H218V220L217 219H215L214 220V222L216 221V223H201L202 221H201V213H202V211H206V212H204L205 213V217L207 218L209 215H210V212H207L208 211V208L209 207H211L212 206V204H213V202L217 199H215V196L214 195H216L217 196V194H215L216 193V190H215V184H217V183H215L212 179H214L215 180V178H214ZM227 176V175H226ZM226 176H225V179H226ZM262 176H260V177H262ZM40 177H41V179H42V177H44L45 178V180L43 181L44 182V184L43 185H45V190L44 189H41L42 187H41V185H42V180L40 179ZM85 177H88V180L86 179L85 180ZM108 177V178H107ZM136 177V180H137V182H136V180L134 179ZM198 177V176H197ZM224 176H222V178H223ZM259 177V178H260ZM264 177V176H263ZM7 178H9V177H7ZM15 178H23V180L22 179H15ZM43 178V179H44ZM84 178V179H83ZM221 178V179H222ZM41 180V183H40V180ZM82 179V180H81ZM99 179H101V181L99 180ZM197 179V178H196ZM216 179H219L218 177H216ZM261 179V178H260ZM11 180V179H10ZM224 180V179H223ZM223 180H220L219 179V181L221 182V184L223 183L224 185H221V184H219V186H221L220 187V189L222 190V192H223V189L225 188V180L223 181ZM264 181V179H261V182H259V183H262L263 181ZM228 181V180H227ZM143 182V181H142ZM145 179H144V184L143 183H141V184H143V185H145V187H146V184H145ZM139 183V186L138 187H140V184ZM200 186H201V188H200ZM262 186V185H261ZM261 186H259L260 187V189H262L261 188ZM263 186H264V182H263ZM262 186V187H263ZM98 187V189H96ZM131 187H132V189H131ZM190 187V186H189ZM228 187V186H227ZM82 188V189H81ZM141 188H144V187H140V189ZM253 188V187H252ZM264 189V188H263ZM144 190V189H143ZM226 191L228 192V190L226 189ZM219 191H217V193H218ZM251 192V191H250ZM249 192V193H250ZM255 192V191H254ZM143 193V192H142ZM170 193V192H169ZM200 194H203L202 195V198H197L198 196L197 195H199V197H201L200 196ZM229 194V193H228ZM232 195H233V193H231ZM251 194V193H250ZM219 195V194H218ZM225 196V198H226V194H224ZM230 195V194H229ZM228 195V196H229ZM127 196V195H126ZM197 196V197H196ZM227 196V197H228ZM253 196V195H252ZM251 196V197H252ZM255 196V195H254ZM233 197V196H232ZM124 198V197H123ZM229 198V197H228ZM249 199H250V197H248ZM121 199V198H120ZM224 199V198H223ZM253 199V198H252ZM226 200V199H225ZM236 200V199H235ZM246 201L248 200V199H245ZM244 200V202L245 203H248V202H246ZM254 200V199H253ZM230 201V200H229ZM228 201V202H229ZM232 201V200H231ZM240 201H241V203L240 204H243V201L241 200V198H240ZM249 201V200H248ZM250 201H252V200H250ZM249 201V202H250ZM107 202H109V201H107ZM182 202V203H181ZM216 202H217V200H216ZM89 203V205H87ZM239 204V205H240ZM163 205V204H162ZM163 205V206H164ZM227 205V204H226ZM120 206V205H119ZM165 206H164V208H165ZM108 207V206H107ZM113 207V206H112ZM239 207V208H238ZM104 209V208H103ZM166 209V208H165ZM259 209H261V210H259ZM161 210H162V208H161ZM230 210H232V211H230ZM235 210V211H234ZM237 210V211H236ZM114 211V210H113ZM133 211V210H132ZM256 211H257V213H256ZM258 211H261V212H259L258 213ZM107 212H108V210H107ZM116 212V211H115ZM127 212V211H126ZM156 212V211H155ZM232 212V214H230V213ZM152 213V212H151ZM262 213V214H261ZM154 214V213H153ZM180 214V213H179ZM238 215H239V213H237ZM260 214V215H259ZM116 215V214H115ZM124 215V214H123ZM122 215V216H123ZM219 215V214H218ZM247 215V214H246ZM126 216V215H125ZM124 216V217H125ZM153 216H155V214L153 215ZM156 216H155V218H156ZM145 219V218H144ZM144 219H142L143 220V222L145 223V224H147L146 222H149L150 221V219H149V217H147L145 220ZM147 219H149V221L147 220ZM151 219H152V216H151ZM138 220H140V219H138ZM185 220V219H184ZM261 220V221H260ZM128 221V220H127ZM153 221V220H152ZM213 221V220H212ZM82 222V221H81ZM162 222V223H161ZM143 223V224H144ZM155 223V224H156ZM260 223H262L263 225L262 226H260ZM142 224V223H141ZM151 224V222L148 224V225H150ZM182 224H184L183 225V229H179V227L181 226L182 227ZM82 225V224H81ZM92 225V224H91ZM108 225V224H107ZM148 225H147V227H148ZM152 225V224H151ZM153 225H154V223H153ZM156 225V226H157ZM158 225V226H159ZM69 226H71V229H69L68 227ZM104 226V225H103ZM112 226V225H111ZM137 226H138V224H137ZM156 226H154L155 228H156ZM258 226H260L259 228H258ZM140 227V226H139ZM143 228L145 227V226H142ZM147 227H145V228H147ZM151 226H149V228H150ZM102 228V227H101ZM100 228V229H101ZM137 228V227H136ZM142 228V229H143ZM144 228V229H145ZM152 228H153V226L151 227V229H148V232H154V231H156V230H152ZM80 229V228H79ZM141 229V227H140V230H142ZM164 229V230H163ZM139 230V228H137V231ZM139 230V231H140ZM150 230V231H149ZM182 230H183V233H181L182 232ZM74 231H76V230H74ZM90 231V230H89ZM99 231V230H98ZM110 233H113V232H115V231H117L116 229H114L113 227H111V229H109L108 230ZM107 231V232H108ZM139 231H138V233H139ZM144 231V230H143ZM132 232H134V230H132L131 231V233ZM130 233V234H131ZM144 233V232H143ZM146 233V235H147V231L145 232ZM155 233V232H154ZM154 233H152V234H150V233H148L149 235H150V237L154 234ZM201 233V234H200ZM96 234V233H95ZM136 234H137V232H136ZM164 234V235H163ZM75 235V234H74ZM73 235V236H74ZM132 236V235H131ZM131 236L129 235L128 237H125V239H127L126 241H131L129 238H131ZM142 236H144V235H142ZM51 237V238H50ZM147 237V236H146ZM174 237V238H173ZM177 237V238H178ZM183 237V236H182ZM215 237V236H214ZM144 238H145V236H144ZM144 238H142V239H144ZM209 238V237H208ZM211 238V237H210ZM67 238H65L64 240H66ZM72 239V238H71ZM70 239V240H71ZM138 239H139V237H138ZM146 239V238H145ZM185 239V238H184ZM63 240V241H64ZM147 240L149 241V239L147 238ZM152 240H154V238H152ZM164 240V241H163ZM209 240V239H208ZM126 241H123V242H126ZM159 241V242H160ZM170 241V240H169ZM178 241H180V240H178ZM215 241V240H214ZM145 242H147V241H145ZM155 242V241H154ZM158 242V241H157ZM160 242V243H161ZM192 242H193V244H192ZM64 243H65V241H64ZM127 243L128 242H126V245H127ZM150 243V242H149ZM153 243V242H152ZM164 243H166V242H164ZM170 243V242H169ZM181 243H183V241H182V239H181ZM167 244V243H166ZM178 244V243H177ZM124 245V244H123ZM167 245H168V247H167ZM165 247L167 248V249H165V250H163V251H165V254H166V252H167V257L169 256V258H170V256L171 255H173V257L177 254H173L172 253V251H174L172 248L173 247H175L174 245H171L172 247H169V245L170 244H167ZM152 246H154V245H152ZM177 246V245H176ZM179 246V245H178ZM138 247V246H137ZM141 248V247H140ZM197 248H198V246H197ZM196 248V249H197ZM54 249V248H53ZM128 249V248H127ZM130 249V248H129ZM149 249H151V247L149 246ZM140 250V249H139ZM138 250V251H139ZM130 251H132L131 249H130ZM137 251V252H138ZM141 251H144L145 253H147V251H145V250H141ZM141 251H139V252H141ZM169 251V252H168ZM171 251V252H170ZM149 252V251H148ZM175 252V251H174ZM202 252L204 253V255L206 256V255H210V252H211V250L210 249H208L207 247H204L203 248V250H202ZM132 252H130V254H131ZM164 253V252H163ZM123 254V253H122ZM133 254H135V251H134V253ZM138 255H139V253H137ZM136 254V255H137ZM143 254V253H142ZM179 254V253H178ZM177 254V255H178ZM231 254V252L229 253V255ZM135 255V256H136ZM235 255V254H234ZM130 256H132V255H130ZM134 256V255H133ZM142 255H140V257H141ZM145 257H144V260H143V258L141 259V260H143V264H156V263H158V262H161L158 258L160 257V255L157 253H155V254H145L144 255ZM164 256V255H163ZM182 256V255H181ZM124 257V256H123ZM185 257V256H184ZM233 257H235V256H233ZM237 257V256H236ZM43 258H46L45 259V261L44 260H42ZM66 258H67V256H66ZM128 258V257H127ZM162 258V257H161ZM172 258V257H171ZM64 259V258H63ZM113 259V258H112ZM130 259V258H129ZM180 259V258H179ZM108 260V259H107ZM111 260V259H110ZM128 260V259H127ZM171 260V259H170ZM187 260V259H186ZM43 261V262H42ZM135 261H136V259H135ZM184 261V260H183ZM188 261H187V263H188ZM78 262V261H77ZM136 262H138V261H136ZM72 263H73V261H72ZM81 263V262H80ZM109 263V262H108ZM140 262H138V263H135V262H132V261H130L129 260V262H122L121 261V263H119V262H114L113 264H139ZM186 263V264H187ZM159 264V263H158ZM252 264V263H251ZM256 264H264V262L263 261H261V262H258V263H256Z\"/></svg>", "mask_w": 264, "mask_h": 264}]
</instances>
